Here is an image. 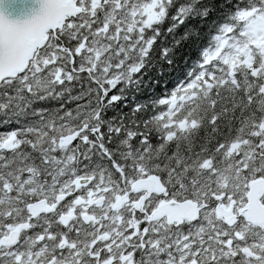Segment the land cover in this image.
Wrapping results in <instances>:
<instances>
[{"label": "snow or ice", "instance_id": "6c2138e0", "mask_svg": "<svg viewBox=\"0 0 264 264\" xmlns=\"http://www.w3.org/2000/svg\"><path fill=\"white\" fill-rule=\"evenodd\" d=\"M228 2L185 77L136 101L160 26L203 0H0V114L38 117L0 132V264H264V0Z\"/></svg>", "mask_w": 264, "mask_h": 264}, {"label": "trees", "instance_id": "16d2710c", "mask_svg": "<svg viewBox=\"0 0 264 264\" xmlns=\"http://www.w3.org/2000/svg\"><path fill=\"white\" fill-rule=\"evenodd\" d=\"M232 2L234 3L235 0H232ZM204 5L210 6L214 9V11L209 13L207 20L201 21L198 19H189L185 25L179 27V29L173 34H168L166 32L167 27L172 23L171 19L167 20L162 26H160L162 28L161 35L158 37L156 44L151 50L149 67L144 69L146 75H144L140 89L139 91H136L135 88L129 90L127 92L129 97L135 96L136 101H147L149 99L160 97L164 95L166 90L174 88L177 82L182 80L185 77V74L193 68L194 62L199 59L200 49L208 44L209 36L215 32V28L210 27L212 22L222 21L225 14L232 8V3H229L228 0H203V5L201 6ZM193 25L199 28V39H189L186 42L181 43L179 47H175L173 51V37L181 36L186 28ZM163 48H169L170 51L167 59L172 61L171 64H168L165 59L161 57L160 53ZM161 69L163 74L158 75V71ZM78 88L79 86L77 85V90ZM2 99L3 97H0V100ZM61 103L62 101L55 100L37 102L33 104L31 108L27 109V111L30 113L33 108L53 110L59 108ZM65 107L73 109L75 108V102L68 103ZM130 108L131 103H129L128 108H123V112L128 113ZM113 116H116L117 119H119L120 105H117L115 109L107 112V117ZM5 119H10L12 122L0 126V132L20 128L23 125L32 123L38 119V117H33L30 114L27 116H13L11 113L7 116L0 114V124H2ZM17 120L19 123H16Z\"/></svg>", "mask_w": 264, "mask_h": 264}, {"label": "water", "instance_id": "95a60500", "mask_svg": "<svg viewBox=\"0 0 264 264\" xmlns=\"http://www.w3.org/2000/svg\"><path fill=\"white\" fill-rule=\"evenodd\" d=\"M39 7H40V5H39L38 3H36V4H34V5L32 6V10H33V11H38V10H39ZM30 14H31V13H29V15H30ZM10 18H11V19H18V18H20V17H18V16H16V15H11Z\"/></svg>", "mask_w": 264, "mask_h": 264}]
</instances>
